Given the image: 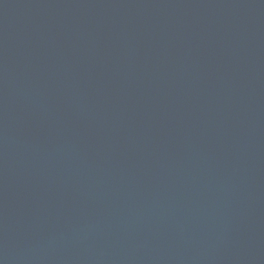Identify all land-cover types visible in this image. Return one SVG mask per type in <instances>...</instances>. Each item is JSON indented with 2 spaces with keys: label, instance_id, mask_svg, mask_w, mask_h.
Listing matches in <instances>:
<instances>
[{
  "label": "water",
  "instance_id": "obj_1",
  "mask_svg": "<svg viewBox=\"0 0 264 264\" xmlns=\"http://www.w3.org/2000/svg\"><path fill=\"white\" fill-rule=\"evenodd\" d=\"M0 264H264V0H0Z\"/></svg>",
  "mask_w": 264,
  "mask_h": 264
}]
</instances>
